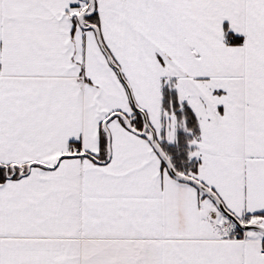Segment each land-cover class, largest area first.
I'll list each match as a JSON object with an SVG mask.
<instances>
[{
  "label": "snow or ice",
  "instance_id": "obj_1",
  "mask_svg": "<svg viewBox=\"0 0 264 264\" xmlns=\"http://www.w3.org/2000/svg\"><path fill=\"white\" fill-rule=\"evenodd\" d=\"M0 264H264V0H0Z\"/></svg>",
  "mask_w": 264,
  "mask_h": 264
}]
</instances>
